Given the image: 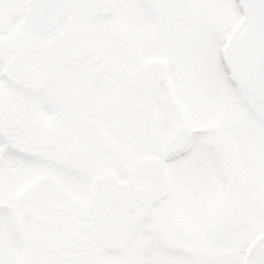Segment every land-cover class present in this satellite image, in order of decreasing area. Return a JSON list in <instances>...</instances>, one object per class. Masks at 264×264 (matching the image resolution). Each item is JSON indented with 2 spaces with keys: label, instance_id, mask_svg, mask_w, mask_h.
<instances>
[{
  "label": "snow or ice",
  "instance_id": "6c2138e0",
  "mask_svg": "<svg viewBox=\"0 0 264 264\" xmlns=\"http://www.w3.org/2000/svg\"><path fill=\"white\" fill-rule=\"evenodd\" d=\"M95 8L117 14L155 13L158 23L153 28L157 32L165 27L170 12L196 10L201 15L190 27L175 28L179 49L166 43L157 46L160 54L168 57V63L155 68L148 64L144 69L154 72L165 83L176 74L185 82V87L176 93L177 98L153 113L146 129L157 146L160 181L169 188L168 193L149 200H135L130 210L119 213L103 227L94 228L91 242L81 247L75 259L59 264H264V203L249 205L242 220L232 225L229 246L223 253L216 251L214 245L206 250L176 246L170 242L161 217V210L174 198L172 166L166 163L167 153L182 144L183 156L177 157L180 165H191L205 154V147L214 135L212 123L226 104L236 102L242 90L234 76L235 50L246 29L251 27L259 33L264 28V0H0V29L7 26L10 16L24 18L30 24L56 27L63 22L58 14L61 11ZM141 55L147 59L153 52L142 49ZM29 71L37 76V90L30 99H25L16 89L0 93V143L7 144L19 135L40 130L39 109L49 107L45 70L33 65ZM14 75L6 56L0 53V80L10 81ZM244 89L256 96L255 108L264 116V82L259 78L252 83L244 81ZM197 107L208 110V120L196 118ZM57 115L52 113L50 118ZM49 163L39 153L10 150L6 159H0V187L9 166L38 172ZM56 167L66 184L80 187L82 171ZM112 230L120 233L118 239L107 235ZM258 236L260 239L256 240ZM29 241L21 214L11 206H0V264H41L31 258Z\"/></svg>",
  "mask_w": 264,
  "mask_h": 264
},
{
  "label": "rangeland",
  "instance_id": "374dc122",
  "mask_svg": "<svg viewBox=\"0 0 264 264\" xmlns=\"http://www.w3.org/2000/svg\"><path fill=\"white\" fill-rule=\"evenodd\" d=\"M200 15L196 10L170 12L165 30L157 32L153 28L158 23L157 15L137 12L135 24L137 21L141 24L142 20L149 23L148 34H144V28L138 29L137 25L135 32L130 31L133 25L131 13L121 12L116 15L113 40L97 41L99 51L107 57L108 68L117 77L114 81L126 83L130 80L128 73L132 71L136 82L143 76L149 82L147 98L141 88H135V145L125 136L129 132L121 111L126 104L123 98L128 91L127 85L118 84L122 89L115 94L108 93V96L116 103L113 119L119 122L120 131L105 130L109 131L107 144L97 150L98 153L103 151L102 161L98 163L101 169L86 168L80 187L66 184L57 167L54 173L45 166L38 172L8 167L5 182L0 187V206H11L21 214L30 235L31 258L41 264L71 261L82 246L91 242L94 228L103 227L119 213L129 210L125 206L127 201L149 200L159 193L160 197L168 193L169 188L160 181L161 168H143L148 159L143 140L151 115L145 105L157 111L164 105L162 102L166 105L176 96L174 92L185 87V82L179 74L172 76L168 84L173 88V94L170 96L167 90V98H161L154 72L144 69L148 64L155 68L168 63V57L160 54L157 46L166 43L170 48L179 49L180 39L175 28L177 25L190 27ZM142 49H150L153 55L145 59L141 55ZM6 83L8 81L0 80L1 85ZM256 103L241 90L236 102L226 104L211 125L214 129L211 145L214 147H209L208 157L204 154L205 163L199 158L190 165L193 167L172 166L170 179L174 198L161 210V217L170 242L176 246L206 250L209 245H214L216 251L223 253L229 246L232 225L242 220L249 205L264 203V116L255 108ZM195 116L206 121L209 112L197 107ZM239 120L242 121L241 137L237 134ZM228 127L230 130H226ZM220 134H225L226 142L217 140ZM12 149L9 148L8 154ZM85 150L88 160L95 157L94 146H85ZM218 151L221 156L229 157L223 167ZM131 153L135 154L134 160ZM210 159L214 160L213 165L209 163ZM109 160L117 163L108 166ZM125 182L129 184L125 185ZM107 235L118 239L120 233L112 230Z\"/></svg>",
  "mask_w": 264,
  "mask_h": 264
},
{
  "label": "flooded vegetation",
  "instance_id": "af4514ba",
  "mask_svg": "<svg viewBox=\"0 0 264 264\" xmlns=\"http://www.w3.org/2000/svg\"><path fill=\"white\" fill-rule=\"evenodd\" d=\"M130 13L133 24L130 31L135 32L138 27V29L144 28V34H148L149 23L142 20L141 24L139 21L135 24L137 12ZM116 15L117 13L105 8L74 9L64 12L61 16L63 22L47 31L30 29L23 23V18L10 16L7 26L0 29L2 41L0 42V53L6 56L15 75L8 81L9 84H0V93L16 89L25 99H30L37 90V76L34 72L29 71L35 65L45 70L44 77L47 82L45 91L49 97V107L39 109L41 115L40 120L37 121L40 125L38 132L19 135L7 144L0 143V159H6L9 155V148L13 147L12 150L23 154L39 153L43 155L50 162L45 165L49 172L54 173L56 166L73 167L77 171H82L83 175H85L86 168L101 169V164L99 166L98 163L102 161L100 159L103 151L98 153L97 150L107 144L106 135L109 131L105 132V130L120 131L119 122L113 119L117 108L113 107L116 103L112 97L108 96V93L115 94L122 89V86L113 80L116 76L108 68L107 57H104V54L99 51L97 41L113 40ZM147 19L149 18L147 17ZM163 29L165 30V28ZM128 76H130V80L120 84L127 85L128 90L127 97L123 98V102L126 104L121 108V111L124 113L125 124L128 126L129 132L125 136L130 138L129 143L134 144L135 88L143 90L144 98L148 97L150 90L149 82L145 80V76L140 82L134 80L132 71L128 73ZM101 78L104 79L101 80ZM172 89L168 81L157 87L161 98H167V90L170 91L168 94L171 96ZM162 104L165 105V101ZM145 106L151 111V115L147 119L148 123L156 111H153L148 104ZM52 113H58L55 119L50 118ZM239 121L237 134L241 137L242 121ZM226 130H230V128L228 127ZM219 132L221 131L219 130ZM145 135L147 137H144L143 149L146 151L148 159L143 168H161L157 146L147 133ZM218 139L226 142L225 134L218 135ZM211 144L212 139L205 147L206 157H208L209 147H214ZM85 146L91 148L94 146L95 157L87 159L89 155H87ZM218 146L221 147V145ZM182 149V144H177L170 149L167 153L166 163L168 165L172 163L170 166L174 168L188 166L178 165L177 157L183 156ZM218 153L223 167L229 161V157L226 154L221 156L220 151ZM131 154H133L132 160H134L135 154ZM111 155L114 157L113 153ZM109 157L111 158V156ZM204 158L205 155L201 157L205 163ZM210 161L209 163L213 165L214 160L210 159ZM109 162L108 166H115L117 163L112 160ZM12 167L19 169L15 165Z\"/></svg>",
  "mask_w": 264,
  "mask_h": 264
},
{
  "label": "water",
  "instance_id": "95a60500",
  "mask_svg": "<svg viewBox=\"0 0 264 264\" xmlns=\"http://www.w3.org/2000/svg\"><path fill=\"white\" fill-rule=\"evenodd\" d=\"M58 14L62 16L63 11ZM24 23L33 30L45 31L51 28L46 27L42 23L30 24L25 19ZM235 56L237 63L234 69V76L241 83L243 89L244 81L252 83L256 78H259L264 82V28H261L259 33L251 27L246 29L240 36L239 44L235 50ZM101 79L103 80L104 78ZM162 82L158 80V85ZM247 93L257 101L256 96L250 91H247ZM132 204V201H128L126 207L130 210ZM255 239L259 240L260 237L258 236Z\"/></svg>",
  "mask_w": 264,
  "mask_h": 264
}]
</instances>
